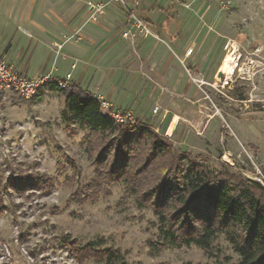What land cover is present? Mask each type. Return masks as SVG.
Listing matches in <instances>:
<instances>
[{"label": "rangeland", "instance_id": "rangeland-1", "mask_svg": "<svg viewBox=\"0 0 264 264\" xmlns=\"http://www.w3.org/2000/svg\"><path fill=\"white\" fill-rule=\"evenodd\" d=\"M77 1L81 14L75 20L50 8L59 22L76 25L74 32L50 39L46 52L29 50L26 64L34 63V73L65 77L56 65L65 45L80 43L88 25L100 26L93 48L98 55L95 74L84 82L75 73V61L67 72L72 80L68 86L81 84L98 100L129 111L135 123L152 127L176 149L200 154L199 162L210 169L227 168L264 188V0H141L142 19L156 33L150 30V39L135 32L123 35L127 10L137 14L139 3L116 8L107 0ZM28 10L22 0L0 2V51L9 45L7 56L26 54L24 36H37L36 30L26 34L22 23L17 24L20 19L11 24ZM228 53L237 68L225 80L220 73ZM28 100L0 93V192L5 205L0 264H80L65 240L118 256L81 264L238 262L239 255L221 234L208 249H157L155 243L165 242L157 217L134 197H123L122 183L92 203L71 200L72 192L93 175L89 130L68 113L56 92ZM171 122L174 129L167 136ZM18 179L28 185L19 188Z\"/></svg>", "mask_w": 264, "mask_h": 264}, {"label": "trees", "instance_id": "trees-1", "mask_svg": "<svg viewBox=\"0 0 264 264\" xmlns=\"http://www.w3.org/2000/svg\"><path fill=\"white\" fill-rule=\"evenodd\" d=\"M49 92L62 96L68 113L89 130L87 150L93 175L72 192L71 200L89 204L122 183L123 197H134L157 217L165 241L155 243L157 249L167 245L208 249L221 234L239 255L236 264H264V188L258 182L227 168L210 169L199 162L200 154L176 149L169 138L140 121L116 123L102 111L100 101L79 85L58 88L48 83L28 101L33 103ZM26 183L18 179L16 185ZM4 213L0 192V216ZM64 245L80 264L118 257L108 249L79 248L67 240Z\"/></svg>", "mask_w": 264, "mask_h": 264}, {"label": "crops", "instance_id": "crops-1", "mask_svg": "<svg viewBox=\"0 0 264 264\" xmlns=\"http://www.w3.org/2000/svg\"><path fill=\"white\" fill-rule=\"evenodd\" d=\"M1 1H4V0H0V2ZM9 1L12 4L13 2H16L18 0H9ZM22 1H24L25 4H29V10L27 11L26 16L23 18L16 16L14 20L11 22V24L15 26L17 20L20 19V21H18L17 24L22 23V28H24L25 32H27L26 34L31 35L30 30L31 31L36 30L37 36L35 34L33 36L31 35V37L24 36V44H25V49L27 51L26 54H22V55L19 54L18 58L11 57L10 55L7 56V50L9 47V45H7L2 51H0V58L5 59L6 61L10 62L16 68V70L22 75L26 77H32L38 73L36 72L34 73V69L32 67L34 64L33 62L30 64L29 63L26 64V61L30 59L29 50H32L31 48L33 49L37 48L38 50L41 49L44 52H46L48 50V46L46 45L50 39L54 38L55 36L59 37V34L65 31L69 33L74 32V26L76 25L73 22H71L70 24L59 22V20H57L59 19L57 17V14L53 11H50V8L51 10H54V11H64L63 13L68 15V19H72V20L77 19L81 13L78 12L79 8H78L77 0H22ZM102 1L103 0H100L99 2H102ZM107 1H109V3H111L114 7L116 8L118 7L116 3L111 2L110 0H107ZM138 3H139L138 5L139 12L136 15L145 19V17L141 13V8H140L141 0H138ZM49 4H51L52 6ZM27 7H26V10H27ZM38 19H43L45 24L40 23ZM47 23H50V24L52 23L53 27L52 28L44 27L43 25L47 26ZM97 27H99L100 29L93 27L91 25H88L84 29L83 39L81 40L80 43L71 42L65 45L66 46L65 54H63L61 57H59L56 60V65H57V69L59 70V73L68 74L67 72L71 70V66L74 65L76 61L77 69L75 70V73L77 74L79 71L80 73L79 78L82 79V76H84L82 79L84 82L87 79H90L93 74H95L96 67L98 66V61H97L98 55L96 54L93 48L95 46L97 36L100 35V33L102 32L101 27L100 26H97ZM150 30L154 34H156L151 28ZM150 38L151 36H148L145 39H150ZM108 64H110V62ZM69 81L70 82L72 81L71 78ZM75 84L79 85L77 83ZM79 86L82 88L81 84ZM172 122L166 130L167 136H171L173 132L174 127L173 129H171ZM169 131H170V134L168 135Z\"/></svg>", "mask_w": 264, "mask_h": 264}, {"label": "built area", "instance_id": "built-area-1", "mask_svg": "<svg viewBox=\"0 0 264 264\" xmlns=\"http://www.w3.org/2000/svg\"><path fill=\"white\" fill-rule=\"evenodd\" d=\"M120 6L127 7V3L131 1L135 6L138 5V0H110ZM102 3H99L98 7H101ZM91 7H94L91 6ZM97 11H100L99 8ZM127 22L126 30L123 35L127 37L132 32L137 33L140 37L146 38L152 36V32L148 24L138 15H136L134 10H127ZM70 74L65 77L60 78L56 76L51 71H45L36 74L32 77H26L19 73L16 68L5 59L0 58V93L12 92L23 99L32 98L37 91L48 83H54L58 88H65L68 86V80L70 79ZM101 109L104 113L109 114V116L118 124L129 123L134 125L135 121L132 119L131 113L127 110L115 109L110 103L104 100H99ZM157 107L153 109L156 113Z\"/></svg>", "mask_w": 264, "mask_h": 264}, {"label": "bare ground", "instance_id": "bare-ground-1", "mask_svg": "<svg viewBox=\"0 0 264 264\" xmlns=\"http://www.w3.org/2000/svg\"><path fill=\"white\" fill-rule=\"evenodd\" d=\"M236 68H237V63L235 62V60L233 58V54L228 53L226 60H225V63L221 69L220 74L225 75V80H228L233 75ZM217 80H218V78H217Z\"/></svg>", "mask_w": 264, "mask_h": 264}]
</instances>
